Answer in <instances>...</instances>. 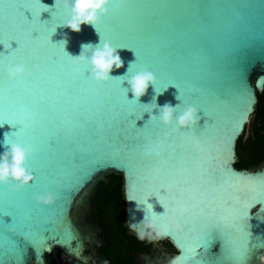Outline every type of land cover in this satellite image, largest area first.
<instances>
[{"label": "water", "instance_id": "95a60500", "mask_svg": "<svg viewBox=\"0 0 264 264\" xmlns=\"http://www.w3.org/2000/svg\"><path fill=\"white\" fill-rule=\"evenodd\" d=\"M128 2L133 5H122L117 13L123 27L99 35L90 25L79 33L64 27L69 14L62 5L54 6L55 0H0V39L7 46L15 20L16 36L26 49L9 61L33 71L32 65L40 63L45 69L43 77L9 80V61L0 57V120L21 107L39 114L35 131L26 136L10 134L18 127L0 126V154L5 136L10 143L36 149L28 164L36 179L19 191L0 185V264H48L47 256L55 250L84 264L99 258L105 235L95 201L110 176L123 179L124 226L139 241L145 239L129 227L144 219L135 201L143 205L149 190L169 189L165 199L173 211L166 217L167 234L158 241H169L176 252L155 242L149 251L134 253L136 264H264V162L236 167L237 143L264 93V0ZM22 7L41 21L53 16V28L39 25V19L29 24ZM113 11L110 4L106 22ZM26 15L31 19L30 12ZM32 30L40 32L38 40L32 39ZM101 39L121 45L117 48L124 60L107 83L95 81L89 65H73L68 57L79 55L81 44ZM0 52L6 53L2 44ZM145 69L155 73L158 83L139 102L131 92V100L125 101L126 80ZM81 71L89 79H79ZM169 82L175 86L157 95L155 90ZM154 96L161 107L177 106V119L196 107L199 123L183 129L156 119L146 133L140 127L151 117L144 112L153 109L144 104ZM47 137L53 141L49 147L44 146ZM161 160L167 163L159 164ZM48 193L55 197L51 204L35 199ZM180 201L187 204L183 216L174 211ZM149 203L156 213H164L158 197H150ZM169 216L184 226L182 231L172 229ZM211 220L218 227L193 253L192 242Z\"/></svg>", "mask_w": 264, "mask_h": 264}, {"label": "clouds", "instance_id": "9594fccd", "mask_svg": "<svg viewBox=\"0 0 264 264\" xmlns=\"http://www.w3.org/2000/svg\"><path fill=\"white\" fill-rule=\"evenodd\" d=\"M112 0H55V5H62L68 12L69 17L63 24L64 27L71 29L73 32H81L83 25L92 26L95 31L100 35L98 26L102 23L103 18L109 13V5ZM47 6V5H46ZM49 7V6H47ZM64 48L67 44V36L63 41ZM117 47H114L111 41L100 40L99 43H83L81 44V51L79 55L71 56L74 63L77 65H89V70L92 78L97 82L107 83L116 78L112 75L114 69L124 67V60L121 58ZM131 66V65H130ZM128 71V70H127ZM9 79L16 80L26 74V69L23 65L9 64L6 68ZM127 73L123 76H126ZM127 92H131L134 99L139 101L140 97L147 94L150 86L156 85L157 77L154 72L150 70H142L131 75L127 80ZM166 90V89H165ZM164 90V91H165ZM157 93V92H156ZM163 92L157 93V95ZM179 99V96L177 97ZM151 109H157L159 116L153 110L147 111L151 119H159L161 123L166 126H173L175 123L178 128L189 129L195 127L200 121L199 111L196 107H188L178 119L176 116L177 106L171 103H166L162 107L156 102V96L152 101L144 104ZM178 128L173 127V131ZM159 147L164 146L163 141L158 142ZM5 151L0 154V185H10L13 190L19 191L20 189L29 186L35 180L34 173L28 167L29 156L33 155L36 151L31 145H22L20 143H10L5 136L4 140ZM35 199L44 204H51L54 202V195L48 193L46 195H38ZM137 210L144 212V219L133 222L129 227L136 232L140 240L148 239L149 241L162 239L167 234V228L164 224L156 219L150 218L148 212V205L151 204L141 203L135 201ZM152 212L154 206L152 205ZM168 224L172 229L179 232L183 230V225L175 218L169 216Z\"/></svg>", "mask_w": 264, "mask_h": 264}, {"label": "snow or ice", "instance_id": "6c2138e0", "mask_svg": "<svg viewBox=\"0 0 264 264\" xmlns=\"http://www.w3.org/2000/svg\"><path fill=\"white\" fill-rule=\"evenodd\" d=\"M111 4H112L113 9H114L113 14H112L111 17H109L107 22L103 19L102 23L98 26V31H99L100 34H102V32L105 31V30L117 31L119 28L123 27V25L119 22V19L117 17V13H118V11H119V9H120V7L122 5H126V4L127 5H133V4L129 3L128 0H118V2H114V0H112ZM21 12H23L24 16L27 17V21H28L29 24H33V23L36 22L37 19H39V25L45 26V27H47L49 29L53 28V27H51V25L49 23L52 19H54L53 16H52V19L50 21H41V18L40 17L37 18L34 15V13H33V11L31 9H27V8L22 7L21 8ZM28 12L31 13V19H29L28 15H26V13H28ZM45 12H49V11L46 10ZM16 23L17 22L14 20L12 22V24H11L10 32L12 33V35H11V37L8 40L7 46H5L3 40L0 39V44H2L4 49L6 50V53L5 52H0V57H2L5 61H9L10 57H14V56L20 55V54L24 53L25 50H26L23 47V45H22V40L19 37L16 36V28H15ZM34 33H38V35L34 36L33 35ZM40 35L41 34L38 31H34V30L31 31V37H32L33 40H38L40 38ZM0 37H2V36H0ZM12 41H15L17 43L18 47L13 48L12 47V43H11ZM117 47H121V45H117ZM30 55L33 58H36V54H34L33 52H31ZM68 57L70 58L71 63L73 65H77L72 60L71 56L68 55ZM10 63H11L10 61L6 63V68H7V66ZM56 63L57 64L60 63L58 58L56 59ZM19 65H23L24 66V68L26 69V74L24 76H28L29 78H35L37 76L38 77H43L45 75V69L42 68L40 63H35V64L32 65V69H34V71L30 70L29 67L27 66V64H19ZM24 76L20 77L21 81H23ZM78 77H79V79H82V80L89 79L88 73L86 71L78 72ZM9 80H11V79H9ZM157 83H158V81L156 82V84ZM170 85L175 86L174 84L169 82L163 89H159L158 88L155 91L157 93L163 92ZM25 91H27V89H25ZM122 96H123V99L125 101H130L131 100L128 97L127 89H123L122 90ZM180 96H182V93H179V97ZM137 102H139V101H137ZM142 107H143V105H142ZM146 112L147 111H145L144 113H146ZM38 116H39L38 113H35L33 111H29V110L27 112H25L24 108L21 107L16 112L12 113L9 116L8 120H4V119L0 120V126H3L4 124H9L13 128H17L18 127V131H13L10 134L13 135V136H26V135H28L29 131H35L34 124L37 122ZM143 116H144V114H143ZM141 119H143V117ZM153 122H155V120H153V119L147 120L144 123L143 127H140V129L144 130L147 133L150 125ZM192 131H195V129H193ZM52 143H53V141H52L51 137H47L45 142H44V146L49 147ZM158 163L159 164H166L167 161L161 160V161H158ZM35 179H36V177H35ZM161 189L165 190L164 194H161ZM7 191H8V189L6 188L5 191L2 193V195L5 196V193ZM152 196L158 197L159 203L163 206L165 211H164L163 214H158L156 212H152L151 211L152 204H149L148 205V209H147L148 212H149V216H150V218H153V219H157L158 218L161 221V223H163L166 226L167 231H168V225L166 223V217L168 216V213L170 211H173V209L170 208L169 204L166 202V199H165L166 197L169 196V189L167 188V186L162 185L160 187V191L159 192H157L155 190H149L148 193H146L145 198H144V200L142 202L143 203H147L149 201V198L152 197ZM182 208L187 210V204L185 202H183V201H180V202L177 203V207L174 210L175 213H179L181 216H183L184 212L181 211ZM2 215L3 214L0 213V217H2ZM0 227H2V228L4 227L2 222H0ZM217 227H218V225H217V222L215 220H211V221L207 222L204 225V227L202 228L201 232L198 234L196 239L191 244V248H192L193 253L195 252L196 248L201 247V246H203V245H205L207 243L208 238L212 235L213 230L216 229ZM243 251H245V250L242 249L241 252L238 254V258L242 257ZM2 254H3V244L0 243V256H2ZM185 256L187 258H189V259H193V256L189 255V253L186 250H185ZM194 264H200V262L194 260Z\"/></svg>", "mask_w": 264, "mask_h": 264}, {"label": "trees", "instance_id": "16d2710c", "mask_svg": "<svg viewBox=\"0 0 264 264\" xmlns=\"http://www.w3.org/2000/svg\"><path fill=\"white\" fill-rule=\"evenodd\" d=\"M254 125H259L255 136H246L249 129L247 125L244 135L237 143L238 169L256 167L264 162V93L258 96V112L254 115ZM123 179L121 176H110L107 185L101 184L96 194V210L101 227L104 231L106 247L103 255L114 264H127L132 262L133 255L140 250H148L158 240L139 241L130 236L124 226L125 201L122 194ZM167 248L175 253L176 250L168 242ZM48 260H53L52 254Z\"/></svg>", "mask_w": 264, "mask_h": 264}, {"label": "flooded vegetation", "instance_id": "af4514ba", "mask_svg": "<svg viewBox=\"0 0 264 264\" xmlns=\"http://www.w3.org/2000/svg\"><path fill=\"white\" fill-rule=\"evenodd\" d=\"M254 120H255V117L253 116L251 118V121L249 123V129L247 131V135L246 136H255L256 135V129L257 127H259V125H254ZM264 136V135H263ZM95 204H96V201H95ZM169 241H164V242H157L159 245L162 246V248L165 250V251H169L171 252L168 248H167V244H168ZM170 243V242H169ZM106 247V242H105V245H104V248ZM104 248L100 251V257L97 258L95 261H91L90 263L88 264H114L111 260H109L108 258H106L104 255H103V251H104ZM151 248V247H150ZM150 248L148 250H140V251H137V252H146V251H149ZM173 253V252H172ZM52 258L53 260H48V256H47V262L48 264H84V263H80V262H77L75 260H72L68 257H66L61 251L59 250H55L53 253H52ZM263 262H264V257H263ZM127 264H136L135 260H134V256H133V260L132 262H129Z\"/></svg>", "mask_w": 264, "mask_h": 264}]
</instances>
